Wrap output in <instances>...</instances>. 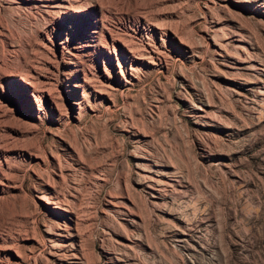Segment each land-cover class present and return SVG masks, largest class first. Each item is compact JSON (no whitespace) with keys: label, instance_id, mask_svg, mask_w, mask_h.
<instances>
[{"label":"rangeland","instance_id":"374dc122","mask_svg":"<svg viewBox=\"0 0 264 264\" xmlns=\"http://www.w3.org/2000/svg\"><path fill=\"white\" fill-rule=\"evenodd\" d=\"M68 1L152 58L18 138L35 157L0 199V246L17 254L0 264H264V0ZM6 9L3 23L45 25Z\"/></svg>","mask_w":264,"mask_h":264},{"label":"bare ground","instance_id":"6f19581e","mask_svg":"<svg viewBox=\"0 0 264 264\" xmlns=\"http://www.w3.org/2000/svg\"><path fill=\"white\" fill-rule=\"evenodd\" d=\"M6 6L15 9L18 16L38 15L45 21L44 27L34 28L32 33L25 25L17 24L19 19L11 21L13 24H7L9 20L3 23L1 13ZM101 9L92 3L76 7L68 0H0V199L8 189L21 187V182L16 180L21 171L18 163L35 157L33 151L18 143L20 136L33 135L37 124L47 119L48 114L64 122L72 117L62 108L67 97L79 100L77 105L71 104V112L79 110V104L88 101L87 97L93 103L98 98L109 97L115 83L123 86L131 83L137 78V67L152 56L150 47L142 45L140 52H144L138 53L128 41L112 34L111 24L103 19ZM153 20L146 25L157 32L161 28L158 30ZM7 34L18 38L21 50L5 47ZM83 62L94 64L95 72ZM97 75L101 77L100 82L95 79ZM45 186L50 185L45 182ZM38 199L61 213L65 210L58 204L51 205L57 202L43 195ZM0 239L4 238L0 236ZM10 248L0 246V263L8 256H17Z\"/></svg>","mask_w":264,"mask_h":264}]
</instances>
